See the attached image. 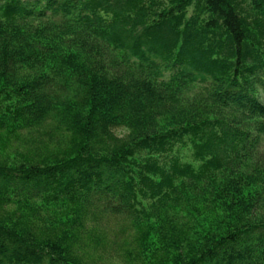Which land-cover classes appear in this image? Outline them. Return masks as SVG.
Wrapping results in <instances>:
<instances>
[{"label":"trees","instance_id":"obj_1","mask_svg":"<svg viewBox=\"0 0 264 264\" xmlns=\"http://www.w3.org/2000/svg\"><path fill=\"white\" fill-rule=\"evenodd\" d=\"M0 264H264V0H0Z\"/></svg>","mask_w":264,"mask_h":264},{"label":"rangeland","instance_id":"obj_2","mask_svg":"<svg viewBox=\"0 0 264 264\" xmlns=\"http://www.w3.org/2000/svg\"><path fill=\"white\" fill-rule=\"evenodd\" d=\"M194 11V7L189 8V15L193 14ZM118 134H123L126 133V131H123V129H118L116 131ZM181 155L184 156V159L186 161H191L192 158V153L191 151L186 148V149H181ZM101 228H104V231L107 232V237L104 242L105 243H111L113 240H117V235L119 233V229L122 227V225L117 224L116 221L114 219H103V221L101 222ZM118 232V233H117ZM124 235L120 234L119 237H123ZM116 238V239H115ZM122 241V240H121ZM119 245H122V242H120V240H117ZM119 248L121 249L122 247H110L107 246L105 251V258L109 259L111 258V260L115 259L118 255V250ZM118 259V258H117Z\"/></svg>","mask_w":264,"mask_h":264}]
</instances>
